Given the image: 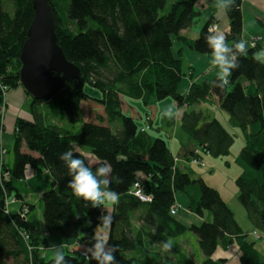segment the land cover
I'll list each match as a JSON object with an SVG mask.
<instances>
[{
	"label": "trees",
	"instance_id": "obj_1",
	"mask_svg": "<svg viewBox=\"0 0 264 264\" xmlns=\"http://www.w3.org/2000/svg\"><path fill=\"white\" fill-rule=\"evenodd\" d=\"M32 1L0 0V174L7 172L9 176L7 180L0 177V264H55L54 258L46 260L42 256L41 250L47 245L41 238L44 233L73 241L83 248L80 251L88 250L87 264H104L103 256L109 253L119 259L130 253L139 257V249L156 258L150 256L143 264L154 260L158 264H193L174 245L165 250L166 244L187 231L197 238L201 264H225L226 260L212 257L218 248L226 250L231 244L238 248L239 264H264L220 192L197 177L193 171L196 165L190 162L201 159L202 154L226 157L233 145V136L217 119L209 120L201 110L194 109L214 99L240 131L244 143L235 159L241 169L234 181L238 202L252 227L264 233V63L256 57L258 51H264V37L254 48L243 45V0H227L224 7L229 28L224 34L228 51L223 55L233 65L228 68L229 74L191 83L186 94L178 90L185 74L182 51L174 52L173 42L199 55L215 54L209 42L210 37H215V32L209 31L215 24L212 18L194 39L181 34L195 26L200 17L197 3L201 1L204 7L214 0H173L164 15L161 12L168 0H50L57 44L65 58L80 69L81 77L66 83L48 102L34 100L22 88L31 99V117L15 118L14 162L7 168L1 141L5 96L21 87L20 52L34 15ZM237 45H243V50ZM188 70L192 75V69ZM224 79L228 80L227 85ZM85 83L97 88L101 97L92 98L84 93ZM166 97H171L181 110L178 132L187 142L181 146L180 158L191 169L178 167V158L172 155L164 139L151 141L143 135L151 127L152 121L147 130L141 131L150 114L143 119L140 136L134 119L122 111V100H138L147 106L151 100ZM47 104L61 110L67 125L47 121L40 110ZM117 118L121 121L120 130L114 131L111 125ZM173 120L171 116L167 125H173ZM23 145L27 152L20 151ZM74 146L89 150L97 162L89 166ZM70 149L73 158L84 159L85 167H91L94 174L101 166L110 168L105 176L97 177L106 181L101 190L119 196L105 243L95 233L98 227H104L98 219L105 215L104 204L93 207L91 202L75 197L67 187L72 177L60 156ZM26 164L36 173L46 171L50 176L49 189L41 196L42 227L28 220V213L34 208L30 204H23L15 214L5 212L6 201L13 192L14 202L22 199L16 184L24 179ZM135 182L141 184L145 195H151L150 203H142L129 193ZM178 194L188 198L191 213L200 218L208 214V218L189 227L178 223L170 215ZM128 198L146 208L135 233L126 204ZM23 209L27 213L21 217ZM98 244L105 246L99 255ZM79 252L66 251L58 256H62L59 264H82ZM168 252L177 253L175 262L161 260Z\"/></svg>",
	"mask_w": 264,
	"mask_h": 264
},
{
	"label": "crops",
	"instance_id": "obj_2",
	"mask_svg": "<svg viewBox=\"0 0 264 264\" xmlns=\"http://www.w3.org/2000/svg\"><path fill=\"white\" fill-rule=\"evenodd\" d=\"M173 0H168L169 3H172ZM227 4V0H214L212 4L208 6H202L201 1L197 3V9L201 11V17L203 16L204 21L206 22L209 18H212L214 20V23L217 25L218 29L214 33L215 37L221 36L228 31L229 28V21L227 19V16L225 14L224 7ZM241 11H242V34L241 38L243 43L247 42L248 40L252 39L253 37L261 36L264 37V0H243L241 3ZM192 29V28H191ZM191 29L184 30L182 31V35H185L189 37V32H192ZM187 31V32H186ZM196 35V31L193 32ZM191 34V33H190ZM190 39H194L193 37H189ZM179 49L182 51V56L189 58L188 64H187V69H192L193 71L192 74V80L188 78V80L185 81L183 84L182 90L179 92L181 94H186L187 90L190 87L191 83H201L204 80L210 81L213 80L217 76H223V70L222 66L216 61V55L212 54L209 56L206 55H199L197 53H194L187 49L186 47L182 46L179 42L174 41L173 42V51L177 52ZM264 52V51H263ZM264 57V53H262ZM182 60V59H181ZM183 61V60H182ZM183 64V62H182ZM200 69L198 76L194 77V69L196 71V68ZM184 69V67H183ZM185 79V78H184ZM183 79V80H184ZM194 81V82H193ZM27 96L22 89V87H17L16 89L11 90L8 92L5 96V111H4V131L2 133V149L7 151L12 148L13 150V131H14V121L15 118H24V119H30V104L29 106L27 105ZM217 103V102H216ZM204 104H213L210 100L205 101L204 103L201 104L203 106ZM130 104H127L125 100H122V111L124 114H126L127 110L131 112L130 117L135 119L138 118L141 122L139 124L140 126L137 125L138 128H142L144 126L143 119L146 114L152 115V123L151 127L146 131H149V135L147 137L152 141L154 140V137H159L162 138L166 141L169 149L172 152V155L174 157H177L178 159V167L181 170L184 169H191L193 167H188L185 163V160L180 158V149L183 143L187 142V139L181 135L178 131L175 132L174 134L168 133V130L161 132L162 128L161 127H156V132H153L152 127L157 124L155 121L157 119L156 116V111L153 110L152 108L148 111H145L144 114L137 113L132 107L129 106ZM148 106V105H147ZM200 106V105H199ZM218 106V103H217ZM23 107H26V110H23ZM151 107V106H150ZM198 107V106H197ZM201 108V107H200ZM200 108H197L196 110H201ZM219 108V107H218ZM11 109L13 115L7 114L8 110ZM21 110H23L21 112ZM181 110L177 112L176 115L174 116L173 120V125H169L170 128H174L175 125L178 126V121H179V115H180ZM20 113H23L22 116H15V115H20ZM29 113V114H28ZM127 115V114H126ZM167 123V121H166ZM112 126V125H111ZM168 126V125H167ZM120 130V129H118ZM164 134V135H163ZM163 135V136H161ZM169 139V140H168ZM21 152H27L26 147L23 145L21 147ZM86 153V152H85ZM87 157L89 158L90 163H87L89 166L94 165L97 160L93 155H88ZM34 156H37V154H32ZM84 156V155H83ZM85 158V156H84ZM86 160V159H85ZM202 162L203 157L201 158ZM3 162L4 164L8 167H12L14 158L12 161V165H8L6 163L5 157L3 155ZM195 172V169H193ZM240 170H238L237 174L239 175ZM24 179L16 184L17 188L19 189V192L22 195V199L19 200L17 199L15 202L11 203L10 206H12V212L11 214H15L20 212L21 207L23 204H30L34 208L29 211L28 213V220L31 221L33 224L37 225L38 227H42V215L40 216L39 213L42 212V207L39 205L41 202V196L42 194L49 189L51 180L49 173L46 171H43L42 173H36L32 168L25 169V174H24ZM236 179V178H235ZM235 181V180H234ZM22 186L24 188H22ZM223 197V196H222ZM224 199V198H223ZM13 201V199L11 200ZM119 201V200H118ZM118 201L115 204L111 203H105L104 207L102 208L103 211L105 212V215H108L111 217L113 211H114V206L118 204ZM176 202L180 205L179 210L177 211L176 215L174 216V219L186 226L189 227L190 225L193 224H200L203 219L208 218V214H204L202 218L194 215L188 210V205H189V200L185 195L178 194L176 196ZM227 203V201L225 200ZM126 204L129 205L130 208V218H131V228L132 231L135 233L138 231L142 224L143 217L146 213V208L145 206H140V203L133 198H128L126 199ZM228 205V204H227ZM13 206L15 211L13 212ZM37 213V217H34L35 214ZM137 216L139 224L136 225L135 222H133V218ZM242 229L243 233L246 236H252L251 234L253 232H257L252 225L249 223L247 217L242 219V224L241 225L239 222H237ZM245 227V228H244ZM108 229H109V224L98 227L95 230L96 236L101 238L102 241L105 243V241L108 238ZM103 233H101V232ZM263 233V232H262ZM264 235V233H263ZM253 237V236H252ZM42 239L46 240V247L44 249L46 250H51L49 255H53L54 257H58L62 254H64L66 251H74V252H79L83 248L79 245H77L75 242H67V241H62L53 237L47 236V234H43ZM254 238V237H253ZM249 241V240H248ZM253 242V241H251ZM172 245L174 243L171 242ZM235 244H231L226 250H223L222 248H218L217 251L213 255V259H224L226 260L225 264H230V253H234L233 249H235ZM263 246H264V241H263ZM176 248V247H175ZM102 249L105 250V246L103 245ZM178 250V248H176ZM259 252V251H258ZM138 253L142 254L143 260L145 261L146 258L150 257L154 258L155 256L147 254L145 250H138ZM259 254L262 257V254L259 252ZM47 256V255H46ZM45 256V258H46ZM177 256V253H174V257ZM156 259V258H154ZM162 259V258H161ZM83 261V259H81ZM165 260V259H163ZM264 260V259H263ZM85 261V260H84ZM166 261V260H165ZM176 260H173L175 262ZM86 262V261H85ZM87 264V263H86Z\"/></svg>",
	"mask_w": 264,
	"mask_h": 264
},
{
	"label": "rangeland",
	"instance_id": "obj_3",
	"mask_svg": "<svg viewBox=\"0 0 264 264\" xmlns=\"http://www.w3.org/2000/svg\"><path fill=\"white\" fill-rule=\"evenodd\" d=\"M169 4L170 3L168 2L167 7L161 12V15H164L169 11V6H170ZM65 15H66V13L64 12V10L61 11L62 18H64ZM204 23H205V21H204L203 16L196 18V24H195V26L192 27V29H191L192 32H189V34H188L189 37L195 38L198 35L199 31L202 29ZM195 31H196V35H194L195 33H193ZM262 53H264V52L258 51L256 53V57L259 60H261V62L264 63V57H263ZM181 59L183 60L182 61L183 67H184L183 72L185 74L183 79L184 78L185 79L184 80L182 79V82L178 88L179 91L182 90L183 84L185 83L186 80H188V78L190 80H192V75H190V72L187 69V64H188L189 58L183 55V57ZM199 70L200 69H198V68H196V71L194 69V72H196L193 75L194 77L198 76ZM192 72L193 71H191V73ZM83 91H84V93L91 96L92 98L93 97L94 98H100L101 97V92L97 88H94L87 83H85L83 85ZM27 99H28L27 105L29 106L31 99L29 97H27ZM125 101L127 104H130L129 105L130 107H132L137 113H140V114H144L145 111H148L151 108L156 111L157 119L155 122L157 124H155L152 127L153 132H156V127H161L162 128L161 132L168 130L169 134L171 133V131L173 134L178 131V126L175 125L174 128H170L169 126H167V123H166V121L171 116L176 115L177 112L179 111V109H177V107H176V105H175V103L171 97H166L165 99L160 100V101L151 100V102L148 106H145L141 101H138V100H132V99L127 100L126 99ZM210 101L213 104H204L203 106L200 105L198 107H194V109L201 107L200 108L201 111L208 117L209 120H212L214 118L217 119L224 126V128L233 136L234 142L230 148L229 154L226 157L214 158V157H210L209 155L202 154V157L204 160L202 166H200V167L194 166L193 169H195V175L197 177L202 178L207 185L217 189L220 192L221 196H223L224 200L227 201L229 208L233 212L235 220L237 222H239L241 225H243L242 219H243V217L246 218V214H245L244 209L242 208V206L238 202V199H237L238 191H237V188H236L235 182H234L235 178H237L241 173V169L235 163V159H236V156H238L240 150L242 149V147L244 145L243 139L241 137L240 131L236 127H233V125L231 124L229 116L225 112L221 111L218 108L216 101L214 99H212ZM24 109L26 110V107H23V110ZM23 110H21V112ZM40 110L46 116L47 121L53 122L54 124H57V125H67L61 110L57 106H55L53 104L42 105L40 107ZM126 112H127L126 113L127 116L131 115V112L129 110H127ZM7 114L13 115L11 109L8 110ZM22 114L23 113H20V115H15V116H22ZM134 121H135L136 125L140 126L139 124H141L140 123L141 121L138 118H135ZM151 121H152V115H151ZM120 125H121V121L119 118H117L113 122V125L111 126V128L114 131H116V130L120 129ZM73 131L74 132L78 131V126H75V128H73ZM139 131H140V129L138 128L137 135L142 134ZM143 135L144 136L149 135V131L145 132ZM163 135H161V136H163ZM140 136H142V135H140ZM156 138H159V137H156ZM156 138L154 137V139H156ZM74 151L79 152L80 154H83L85 156V159H86L85 161L87 163H90L89 158L87 157V153H89L88 155H90V156L92 154H90L91 152L89 150L82 148V147H79V146H74ZM3 153H4L6 163L11 166L13 158H14V153H13L12 148L9 149L7 151V153L5 152V150H3ZM29 168L30 167H28V169ZM238 170H240L239 175L237 174ZM22 188H24V187L22 186ZM14 195H15V193L13 192L12 195L9 197V200H8L9 201L8 208H9L10 212H12V206H10V205L12 203L11 200L14 198ZM39 205L42 207V201L39 203ZM14 211H15V209L13 206V212ZM37 213L38 212H36L34 217L42 215V212L39 213V215H37ZM133 222H135L136 225L139 224L137 216H135L133 218ZM251 235L254 238L249 235V236H247V240L254 242L255 248L262 254V258L264 259V246H263L264 235H263V233L261 231H257V232H253ZM171 242L174 243V246L176 248H178L179 252L188 256L192 260L193 264H201L202 255H201L200 250L198 248L197 238H196L195 234H193L190 231H187L183 235L174 239ZM50 251L51 250H46V249L41 250L42 256L44 258L47 255L45 258L46 260H50V259L55 258L53 255H49L51 253ZM233 251H235V252L232 254L230 253V264H239V252H238L237 246H235V249H233ZM174 253L175 252L166 253L165 255L162 256L161 260L165 259L166 262L172 263L173 260H176V257H174ZM143 257L144 256L142 254L139 255V257H138V254L130 253L125 258L119 259V258L114 257L113 264H143L144 263ZM81 263L86 264V262L84 260L83 261L81 260ZM158 263H159V261H157V260H154L151 262V264H158ZM9 264H11V263H9ZM179 264H181V263H179Z\"/></svg>",
	"mask_w": 264,
	"mask_h": 264
},
{
	"label": "water",
	"instance_id": "obj_4",
	"mask_svg": "<svg viewBox=\"0 0 264 264\" xmlns=\"http://www.w3.org/2000/svg\"><path fill=\"white\" fill-rule=\"evenodd\" d=\"M50 0H33L34 15L20 52L19 84L34 100L50 101L66 83L81 77L57 44Z\"/></svg>",
	"mask_w": 264,
	"mask_h": 264
},
{
	"label": "clouds",
	"instance_id": "obj_5",
	"mask_svg": "<svg viewBox=\"0 0 264 264\" xmlns=\"http://www.w3.org/2000/svg\"><path fill=\"white\" fill-rule=\"evenodd\" d=\"M225 37L223 35L218 37H210L209 42L215 49L216 61L222 66V70L225 76H227L228 68L233 65L227 62L223 53L228 49L224 44ZM237 47L243 50V45H237ZM228 84V80L224 79V85ZM60 159L66 162L69 169V175L72 177L71 181L67 184L77 198H82L85 201L92 203L93 207L103 205L105 203L115 204L119 200V196L113 191L101 190V184H106V181L98 180L97 177L105 176L109 171V167L101 166L94 174L91 167H85L84 159L73 158L71 149L61 154ZM30 167L29 164L25 165L27 170ZM139 195V193H137ZM102 225L110 224L111 217L108 215H102L98 218ZM102 245L98 244L97 255L100 254L99 250H102ZM172 247L171 242L165 245V250H170ZM55 264H59L61 257L54 258ZM104 264H113L114 257L109 253L103 256Z\"/></svg>",
	"mask_w": 264,
	"mask_h": 264
},
{
	"label": "built area",
	"instance_id": "obj_6",
	"mask_svg": "<svg viewBox=\"0 0 264 264\" xmlns=\"http://www.w3.org/2000/svg\"><path fill=\"white\" fill-rule=\"evenodd\" d=\"M218 29L216 24H212L209 28L210 32H216ZM260 40H262L261 36H257V37H253L252 39L248 40L247 42H244L243 45L249 48H254L257 44V42H259ZM151 121V117H146L145 118V126L144 128L141 130L142 132L144 130H147L149 128V122ZM190 162L196 166H202L203 162L201 161V159H191ZM176 163H178V160H176ZM1 178H4L5 180L8 179V173L7 172H2L0 174ZM131 195H133L135 198H137L140 202L142 203H150L152 201V197L151 195H145L144 192L142 191L141 188V184L139 182H135L132 189L129 192ZM137 193H139V195H137ZM12 203L14 201H11ZM8 205H9V201H6V207H5V212L8 213ZM180 208V205L176 202L174 205H172V207L170 208V215L171 216H175L178 209ZM27 213L26 209H23L21 212V217H24V215ZM27 238V236H26ZM90 252L88 250H83L79 252V256L84 259L87 260L89 257Z\"/></svg>",
	"mask_w": 264,
	"mask_h": 264
}]
</instances>
